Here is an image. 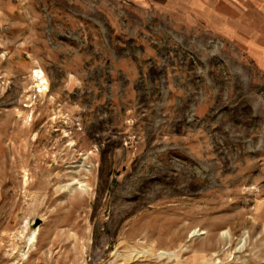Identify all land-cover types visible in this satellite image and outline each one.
Listing matches in <instances>:
<instances>
[{"label":"rangeland","instance_id":"rangeland-1","mask_svg":"<svg viewBox=\"0 0 264 264\" xmlns=\"http://www.w3.org/2000/svg\"><path fill=\"white\" fill-rule=\"evenodd\" d=\"M0 264H264V0H0Z\"/></svg>","mask_w":264,"mask_h":264},{"label":"bare ground","instance_id":"bare-ground-1","mask_svg":"<svg viewBox=\"0 0 264 264\" xmlns=\"http://www.w3.org/2000/svg\"><path fill=\"white\" fill-rule=\"evenodd\" d=\"M36 74H37V76H38V78H39V80H42V82H43V76L42 75H40V72H36Z\"/></svg>","mask_w":264,"mask_h":264}]
</instances>
